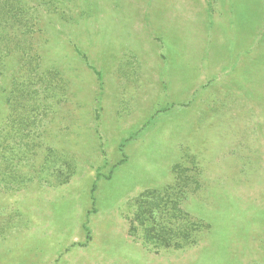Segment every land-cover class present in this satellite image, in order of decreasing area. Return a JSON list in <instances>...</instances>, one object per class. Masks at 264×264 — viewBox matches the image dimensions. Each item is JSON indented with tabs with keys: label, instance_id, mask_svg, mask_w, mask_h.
Returning a JSON list of instances; mask_svg holds the SVG:
<instances>
[{
	"label": "rangeland",
	"instance_id": "1",
	"mask_svg": "<svg viewBox=\"0 0 264 264\" xmlns=\"http://www.w3.org/2000/svg\"><path fill=\"white\" fill-rule=\"evenodd\" d=\"M1 5L0 264H264V0ZM175 166L202 235L156 247L133 199Z\"/></svg>",
	"mask_w": 264,
	"mask_h": 264
},
{
	"label": "trees",
	"instance_id": "2",
	"mask_svg": "<svg viewBox=\"0 0 264 264\" xmlns=\"http://www.w3.org/2000/svg\"><path fill=\"white\" fill-rule=\"evenodd\" d=\"M26 15L30 18L29 12L23 11L17 6L11 5L6 10L3 9L0 0V62L7 54L12 53L13 50L19 47L16 31L18 30L17 24L22 23L21 19ZM6 20H9L10 24L5 23ZM25 22L26 24L23 27L28 30L31 21L26 18ZM17 92L20 94V91ZM17 97L13 95L8 99V104H11L13 109L14 105H12V102L16 100L12 99ZM21 130L25 131V128H21ZM14 150L15 147L11 146L10 161L12 163L17 159ZM53 162L44 165L46 167H50V165L54 167L57 159H54ZM66 173L71 174L57 166L51 171V174L61 178L62 182L69 179L68 175H65ZM172 173L175 180L171 184H167L161 190H145L133 199L135 210L130 232L135 233L139 229L142 242H151L156 247L183 248L195 244L201 238L203 225L199 221L193 220L182 207L186 194L183 189L185 185L181 177L182 173L180 175L178 166L172 168ZM11 174L12 176L9 177V180L10 184H13L16 177L12 171Z\"/></svg>",
	"mask_w": 264,
	"mask_h": 264
}]
</instances>
